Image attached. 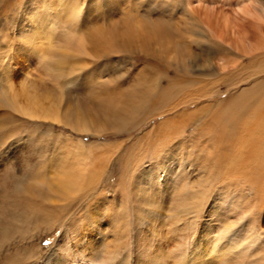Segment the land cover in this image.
Here are the masks:
<instances>
[{"label":"rangeland","instance_id":"rangeland-1","mask_svg":"<svg viewBox=\"0 0 264 264\" xmlns=\"http://www.w3.org/2000/svg\"><path fill=\"white\" fill-rule=\"evenodd\" d=\"M262 9L0 0V264H264L228 142L264 85Z\"/></svg>","mask_w":264,"mask_h":264},{"label":"bare ground","instance_id":"bare-ground-1","mask_svg":"<svg viewBox=\"0 0 264 264\" xmlns=\"http://www.w3.org/2000/svg\"><path fill=\"white\" fill-rule=\"evenodd\" d=\"M262 11L264 12L263 9ZM143 31L135 28L122 34L114 31L110 37L114 39V37L120 35L127 41L132 42L136 37L142 36L141 38L144 39L146 35L142 34ZM130 42H127V44ZM258 88L260 90H255L252 95L243 101H235L230 108L228 142H230L231 167L234 169L236 192L239 191L242 195H246V197L241 198V203L245 202L250 209L263 211L264 85H260ZM76 124V127L83 131L88 129V126L80 119L76 120Z\"/></svg>","mask_w":264,"mask_h":264}]
</instances>
